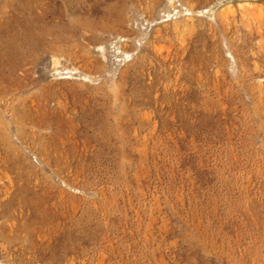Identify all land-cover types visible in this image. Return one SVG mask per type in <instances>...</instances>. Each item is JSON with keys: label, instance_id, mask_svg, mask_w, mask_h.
Returning a JSON list of instances; mask_svg holds the SVG:
<instances>
[{"label": "rangeland", "instance_id": "1", "mask_svg": "<svg viewBox=\"0 0 264 264\" xmlns=\"http://www.w3.org/2000/svg\"><path fill=\"white\" fill-rule=\"evenodd\" d=\"M0 264H264V0H0Z\"/></svg>", "mask_w": 264, "mask_h": 264}]
</instances>
